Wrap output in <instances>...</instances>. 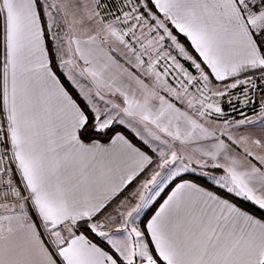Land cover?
Instances as JSON below:
<instances>
[{
	"label": "snow or ice",
	"instance_id": "1",
	"mask_svg": "<svg viewBox=\"0 0 264 264\" xmlns=\"http://www.w3.org/2000/svg\"><path fill=\"white\" fill-rule=\"evenodd\" d=\"M0 264H264V0H0Z\"/></svg>",
	"mask_w": 264,
	"mask_h": 264
}]
</instances>
